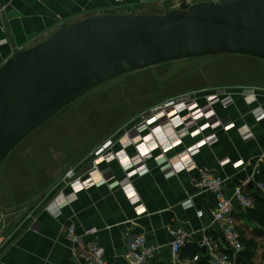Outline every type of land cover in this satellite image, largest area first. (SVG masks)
<instances>
[{"label": "crops", "instance_id": "1", "mask_svg": "<svg viewBox=\"0 0 264 264\" xmlns=\"http://www.w3.org/2000/svg\"><path fill=\"white\" fill-rule=\"evenodd\" d=\"M176 1L179 0H124L116 4L115 0H0L4 26L0 29V66L12 56L14 48L37 45L61 24L111 12L163 13ZM259 99L264 105V90ZM233 102L228 108L220 103L213 105L220 119L234 123L230 129L215 125L193 134L195 127H190L193 131L171 139L163 149L156 146L137 164L144 172L133 174L130 181L139 203L145 207L140 214L119 184L126 175L116 159L94 164L92 170L97 168L99 174L93 177L89 171L78 178L80 184H85L80 190L69 185L68 172L75 173L94 160V145L99 140H114L109 154L124 150L130 156L136 155L135 143L124 136L141 120H132L130 127L128 120L114 132L97 133L83 146L80 144L91 137L90 132L80 131L79 142L71 147L57 145L49 131L39 148H26L20 153L23 157H16L21 162L9 155L10 160L0 166V239L2 235L9 238L5 245L0 244V264H86L66 234L70 224L86 244L96 241L104 247L109 264H130L128 242L137 234L147 238L154 254L152 264H173L171 229L177 227L190 234L181 250L183 257L192 260L191 264H216L211 249L221 253H230L231 249L222 225L213 219L215 193L198 185L203 171L223 179L222 189L233 201L244 249L250 243L247 264H259L264 254V214L256 206L244 208L234 197V188L243 184L254 201L257 196L264 198V192L257 187L258 176L264 171V118L257 120L252 106L239 94L233 96ZM205 104L204 99L199 100L200 107ZM248 130L251 136L244 138L243 132ZM149 133L145 129L141 135L147 137ZM205 139L207 142L191 155L192 165L166 177L162 156L175 159ZM141 142L138 139L137 143ZM46 143L51 145L49 152L43 146ZM104 172L112 178L97 184ZM186 201L193 206L185 208ZM94 227L96 233L85 234ZM204 236L211 241L206 253L201 246ZM195 256L198 260L193 261Z\"/></svg>", "mask_w": 264, "mask_h": 264}, {"label": "water", "instance_id": "2", "mask_svg": "<svg viewBox=\"0 0 264 264\" xmlns=\"http://www.w3.org/2000/svg\"><path fill=\"white\" fill-rule=\"evenodd\" d=\"M218 55L264 60V0L199 1L163 13L111 12L61 24L37 45L14 48L0 66V165L91 90L148 67ZM93 167L90 161L70 181Z\"/></svg>", "mask_w": 264, "mask_h": 264}, {"label": "built area", "instance_id": "3", "mask_svg": "<svg viewBox=\"0 0 264 264\" xmlns=\"http://www.w3.org/2000/svg\"><path fill=\"white\" fill-rule=\"evenodd\" d=\"M124 0H115L116 4H122ZM167 1V0H161ZM202 0H183V1H176L173 5H171V9L175 8H187L190 5L199 2ZM212 1H221V0H212ZM2 14L3 8L0 7V29H3L4 26L2 24ZM264 89L260 87L254 86H239V87H223V88H214L210 89L209 91L202 90L196 95H193V98L190 97H182L181 99H177L171 103H166L164 106L159 109L163 110L165 113H169L170 107L177 105L179 108L176 109L179 114L174 116L173 125H169L171 127L172 132L170 135L163 134L158 136L157 139H152V144L150 147L145 145V141L147 137H152L151 131L160 127V124H157L156 121H160L161 124L163 122L160 118L161 115L164 113L160 112L158 117L154 119L150 115L156 112V109H153L151 113L143 117V121L133 129H131L126 137L128 141H133L135 144V148L137 150L136 155H132L131 157L125 153L124 150H120L113 153H108V148L114 145V140L109 139L107 140L99 149H97L94 157V164L101 162L102 160H106L109 158H113L121 162V165L125 169V178L119 181L120 186L125 188L128 198L130 199L131 203L135 205V209L138 214L143 213L145 211V207H143L139 203V196L137 191L131 187L130 176L135 173L142 174L144 170L137 168V159L139 157L138 150H141L142 146H146L145 151H141L144 154L150 155L152 152L151 150L154 149L156 146L161 147L163 149L164 144H168L167 142L176 137L183 135L184 132H188V130L193 131L190 127H195V133H199L201 130L206 129L208 127H213L215 125H219L224 129L228 130L234 126V123L231 120H227L225 118L220 119L213 110V105L216 103H220L224 108H228L233 105V96L235 94H239L248 105L252 106V113L255 115L257 120L264 118V105L260 104V93ZM206 92V93H205ZM204 99L205 105L200 107L199 100ZM169 104H172L169 106ZM194 105V106H193ZM193 106V107H192ZM198 107L197 109H194ZM191 109H194L191 112ZM201 113L200 117H196V112ZM189 111V112H187ZM180 113H192L194 115V119H190L187 117H182ZM150 116V117H149ZM189 118V121L186 119ZM200 119L204 120V122H200ZM169 122H167L168 124ZM143 125L140 127V125ZM173 126V127H172ZM145 129H149L150 133L147 134V137H142V132ZM251 136V132L245 131L243 132V137L248 138ZM211 137V136H210ZM208 137V141L210 140ZM143 140L141 143H137L138 139ZM142 138V139H141ZM122 138L120 139V141ZM165 140V141H164ZM178 141V140H177ZM114 142V143H113ZM207 141L202 140L198 143V145H193L189 147L187 150L179 153L175 159H169L165 155L162 156L163 158L160 159V162L164 163L162 169L166 177H169L173 173L184 169L191 164V155L198 150V146L200 144H205ZM165 150V149H164ZM165 152V151H164ZM109 154V155H108ZM135 156V157H133ZM137 169V170H136ZM89 173H93L92 176L99 174L98 169L95 168L91 170ZM72 171L68 172V177H72ZM112 178L109 173H101L100 181L97 184H102L108 182V180ZM223 179L219 177L212 176L209 172L203 171L201 173V178L198 180V185L204 188L207 191H212L216 195V206L212 211L214 221L220 223L223 227V232L229 242V246L231 249L230 253H221L218 250L211 249V256L216 264H239L238 259L242 251L244 250V244L242 242L241 234L237 228L233 201L231 198L227 197L222 189ZM82 183V182H81ZM74 188L78 190L84 188V183L80 184V181H74L69 183ZM112 184V183H111ZM116 184V183H115ZM113 184V185H115ZM118 184V182H117ZM112 185V186H113ZM257 187L264 192V184L262 182L257 183ZM234 197L237 201L246 209L252 208L254 206L253 199L248 195L245 189V185H236L234 188ZM185 208L192 207L193 203L190 201H186L183 203ZM201 215V213H199ZM97 232V228H91L85 231L86 235L94 234ZM173 240L171 242V250L173 256V264H191L192 260L185 258L181 255L182 248L186 245L187 241L189 240L190 234L187 233L183 228L177 227L171 229ZM66 234L68 238L72 241L75 251H78L80 256L83 258L86 264H109L105 257V249L102 247L98 242L93 241L91 243L86 244L81 235H78L75 232V226L70 224L66 227ZM211 244L210 237L204 236L201 241V246L209 247ZM128 253L127 259L129 260L130 264H152L154 259V254L152 248L149 246L147 238L143 234H137L132 236L128 242ZM198 260V256L193 258V261ZM259 264H264V254Z\"/></svg>", "mask_w": 264, "mask_h": 264}, {"label": "rangeland", "instance_id": "4", "mask_svg": "<svg viewBox=\"0 0 264 264\" xmlns=\"http://www.w3.org/2000/svg\"><path fill=\"white\" fill-rule=\"evenodd\" d=\"M239 86L264 87V60L246 55H218L148 67L105 83L64 107L21 142L10 155L15 158L21 157L20 153L26 151V148H39L44 135H47L49 131L53 132L51 135L56 138L54 140L57 145L61 143L62 146L71 145V147L79 142L80 131L90 132L91 137L80 144L83 146L97 133L114 132L128 120L129 127L134 119L143 121L144 116L151 113L153 109H161L166 103L182 97L193 98V95L203 89ZM178 108L174 105L168 109L174 114ZM160 112H155L152 116H156L153 118L156 119ZM180 115L190 116L187 113ZM201 115L196 112V117ZM162 116L163 114L161 118ZM200 122L204 120L200 119ZM139 123L140 121L131 129ZM143 125L141 124L140 127ZM157 130H161V125ZM165 130L171 134L170 128ZM173 136L175 135H172V139ZM104 142L99 140L94 145L97 147L95 150L99 149ZM43 146L47 147L46 152L50 151V144L46 143ZM6 159L10 160L8 157ZM16 161L20 159L16 158ZM6 238L2 237L0 244L5 245Z\"/></svg>", "mask_w": 264, "mask_h": 264}, {"label": "bare ground", "instance_id": "5", "mask_svg": "<svg viewBox=\"0 0 264 264\" xmlns=\"http://www.w3.org/2000/svg\"><path fill=\"white\" fill-rule=\"evenodd\" d=\"M172 104H169V106H171ZM198 107H195L194 109H197ZM165 109V108H164ZM164 109L163 110H157V111H161L162 113H164V115L162 116L163 118H161V120L162 121H165L163 124H161L160 123V121H156V123H158V124H160L161 125V130L159 131V132H155L157 129H155V130H153V131H151V134H152V137H149V138H147L146 139V144H149V145H151L153 142H152V139L153 138H155V139H157L158 138V136H161V135H163L164 133L165 134H168V135H170V133H167V132H165L166 130L165 129H167V128H170V130H171V132H172V129H171V127H168L169 125H173V121H174V116H176L177 114H179L178 112H176V113H174V114H172V113H165L164 112ZM194 109H191V112L194 110ZM156 111V112H157ZM187 112H189V111H187ZM198 112H200V110H198ZM155 113V112H154ZM154 113L152 114V115H154ZM181 114V113H180ZM186 114V113H185ZM187 114H190V113H187ZM152 115H150L151 117H153ZM149 116V117H150ZM190 119H194V115L193 114H190V116H188ZM189 118H187L186 119V121H189ZM167 122H169L168 124H167ZM173 127V126H172ZM143 141V140H142ZM165 141V140H164ZM153 145V144H152ZM146 147V146H145ZM144 146H142L141 147V150H138V153H140L139 154V157H143V156H145L146 154H144V153H142L141 151H145L146 150V148H145ZM141 153L143 154L142 156H140L141 155ZM92 170V169H91ZM90 170V171H91ZM111 179V178H110ZM109 179V180H110ZM108 180V181H109Z\"/></svg>", "mask_w": 264, "mask_h": 264}, {"label": "trees", "instance_id": "6", "mask_svg": "<svg viewBox=\"0 0 264 264\" xmlns=\"http://www.w3.org/2000/svg\"><path fill=\"white\" fill-rule=\"evenodd\" d=\"M258 180L264 184V171H262V173L258 176ZM255 206L259 208V210L261 211L263 215L264 214V198L262 196H257L255 198L254 206L252 208H254ZM249 247H250V243L247 242V248H245L239 256V259H238L239 264H247L248 259H249L248 258Z\"/></svg>", "mask_w": 264, "mask_h": 264}, {"label": "clouds", "instance_id": "7", "mask_svg": "<svg viewBox=\"0 0 264 264\" xmlns=\"http://www.w3.org/2000/svg\"><path fill=\"white\" fill-rule=\"evenodd\" d=\"M150 146H151V145H150ZM150 146H149V147H150ZM153 150H154V149H152L151 152H152ZM139 154H140V153H139ZM128 156H130V155H128ZM145 156H147V154H146ZM145 156H143V157H145ZM130 157H131V156H130ZM133 157H135V156H133ZM143 157H138V158H136V159H137V164L141 162V160H142ZM117 161H118V160H117ZM118 163L120 164V166L122 167V169L125 171L124 167L121 165V162L118 161ZM137 164H136V165H137ZM136 170H137V169H136ZM130 178H131V176H130Z\"/></svg>", "mask_w": 264, "mask_h": 264}, {"label": "flooded vegetation", "instance_id": "8", "mask_svg": "<svg viewBox=\"0 0 264 264\" xmlns=\"http://www.w3.org/2000/svg\"><path fill=\"white\" fill-rule=\"evenodd\" d=\"M0 208H2V207H0ZM2 236L4 237L5 235H2ZM5 237H6V236H5ZM8 239H9V238H6L5 240L8 241Z\"/></svg>", "mask_w": 264, "mask_h": 264}]
</instances>
